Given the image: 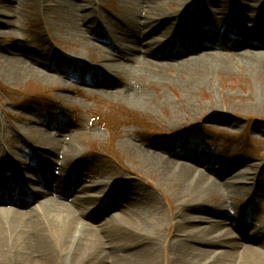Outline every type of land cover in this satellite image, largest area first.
Segmentation results:
<instances>
[{
    "label": "bare ground",
    "instance_id": "1",
    "mask_svg": "<svg viewBox=\"0 0 264 264\" xmlns=\"http://www.w3.org/2000/svg\"><path fill=\"white\" fill-rule=\"evenodd\" d=\"M255 1L264 5V0ZM127 2L130 14H122L124 21L119 18L118 24L111 23L113 19L105 15L107 23H111L108 26L99 21L96 14L99 4L93 0L87 4H82L84 0H65L60 4L62 20L67 21L68 38L80 44L82 49L91 50L95 58H101L96 64L80 61L82 65H79L78 61L73 62L78 66L77 73L80 75V81L74 80L77 84L81 83L97 93H109V97L133 105L139 104L140 100L150 101L141 87L151 81L159 85L179 84L189 89L193 83L204 86L212 73L227 74L233 67L249 71L257 82L256 86L264 84L263 29L241 28L237 33L233 32L240 23L236 17L260 20L253 8L246 7L243 12L238 8L239 11L231 15L230 22L223 28L224 38L211 42L210 33L191 31L203 18L193 12V8H197L193 0ZM239 2L243 3L240 0H233L232 3L241 6ZM161 3L174 5L175 9L167 15L161 11ZM204 3L217 7L219 14L225 9L223 0H199V6ZM213 17L215 14L209 19ZM80 23H83L82 27L89 23L88 29L85 28L87 31ZM3 26L5 23L0 20V27ZM95 42L105 47L103 55ZM246 47H258L262 51L244 50ZM207 48L225 52L211 53L205 50ZM2 52L4 63L14 66V79L40 77L22 59H42L38 54L24 51L18 54L7 48ZM44 54L42 50L39 55ZM62 55L65 53H58L57 57ZM112 60H117V64ZM39 64L43 69L59 74L53 63ZM170 72L175 75H169ZM158 143L141 140L140 145L132 141H125L123 145L131 156L138 158L143 170H154L160 179L169 181L180 193L179 207L182 209L177 212V224L173 231L178 237L170 243L168 251L173 264H264V229L249 230L247 221L252 215L249 214L248 220H245L247 223L239 219L227 223L224 217L239 216V213L229 210L217 213L222 205L220 203L215 205L217 208H213L212 213L207 212L208 207H203V202L212 199L213 195L223 197L219 182H223L226 193L231 191L229 186L238 184V189L251 198L260 193L264 199V190L260 188L259 191L258 185H254L259 165L248 164L238 176H232L234 167L228 168L219 161H206L202 156H194L190 150L172 151L165 140H161L162 146ZM156 148H159L158 153L153 151ZM45 152L47 159L34 152V158L40 165L49 164V157L55 158L64 152V157L66 154L75 158L77 168L82 167V158L73 154L75 150L69 143L63 145L55 141L54 148ZM9 155L0 154V178H12L10 187L0 185L1 263L58 264L57 258L67 256V264H157V249L162 242L157 233L162 228L163 216L151 195L143 196L141 192L140 197L144 198L141 201L131 188L119 183L102 188L101 185L80 187L70 201V205L77 207L72 209L57 202L58 198L68 201V195L62 192L72 191L73 186H69L68 181L53 180L50 174H43L42 177L35 175L33 178L23 171L19 160ZM177 158L186 159L189 164L178 162ZM207 172H212L214 178L208 177ZM30 180L35 181L38 190L29 186ZM249 184L251 187H247ZM51 189H54L56 198L37 202ZM94 190L97 192L93 195L82 196ZM17 193H20L21 199L15 201ZM21 194L28 196L24 200L25 196ZM118 197L126 199V205L116 203ZM131 201L138 202V209L129 208L132 207ZM34 202L37 205L31 208ZM9 203H14L16 208L5 205ZM112 209L116 213L108 214ZM106 215V221L98 227L84 224V221L97 223Z\"/></svg>",
    "mask_w": 264,
    "mask_h": 264
},
{
    "label": "rangeland",
    "instance_id": "2",
    "mask_svg": "<svg viewBox=\"0 0 264 264\" xmlns=\"http://www.w3.org/2000/svg\"><path fill=\"white\" fill-rule=\"evenodd\" d=\"M63 1L0 0V20L5 23V26L0 27V154H10L19 160L24 167L23 171L35 178L34 169L40 162L34 158V152L44 156L47 149L54 148L55 141L63 145L69 143L75 150L72 153L82 158V167H76L72 156L65 154L64 157L63 149L59 158L49 157L50 163H42L41 168L44 175L50 174L53 180L68 181V185L73 186L69 193L62 191L68 195V201L64 198L57 199L58 203L72 209L77 207L70 205V201L80 187L94 188L101 185L102 188L119 183L131 188L141 201L144 199L140 197L141 192L143 196L151 195L163 216L162 228L157 233L162 240L157 249V264H173L168 251L170 243L178 237L173 231L177 224V212L182 209L179 207L180 193L176 192L177 189L169 181L160 179L154 170H143L138 158L125 150L124 142L132 141L140 145L141 140L152 141L159 142L157 145L160 146L161 140H165L172 151L190 150L194 156H202L206 161H219L228 168L234 167L232 176H238L248 164H257L259 168L254 185H258L259 191L260 188L264 190V84L256 86L257 82L249 71L233 67L227 74L212 73L205 80L206 85L193 83L189 89L179 84L159 85L151 81L141 87L150 101L140 100L135 105L109 97V93H97L80 82H75L80 81V75L77 73L78 66L73 62L78 61L79 65H82L81 62L96 64L101 58H95L91 50L82 49L80 44H75L68 38L65 28L67 21L62 20L59 9L60 4L65 3ZM85 1L82 4L92 2ZM127 1L129 0H93L99 4L96 13L99 21L106 26L120 23L119 18L124 21L122 14H130L127 11ZM240 1L243 3L239 2L241 6L236 3L237 7L232 3L233 0H223L225 9L219 14L217 7L208 3L199 6V0H193L197 7V10L193 8V12L203 18H200L202 21L191 31L210 33L211 42L222 40L223 28L230 22L231 15L239 9L243 12L247 8H253L260 20L257 22L236 17L240 23L236 25L235 33L241 28L253 30L257 27L262 28L264 33V5L255 0ZM161 6V11L167 15L175 9L174 5L161 3ZM213 14L215 17L209 19ZM105 15L113 19L111 23H107ZM82 25L80 23L81 27ZM88 26L89 23L82 29L87 31ZM95 44L103 55L105 47L99 42ZM6 48L15 50L18 54L23 51L38 54L42 59H22L40 77L14 79V66L3 61L2 51ZM253 48L246 47L244 50L262 51L258 47ZM42 50L45 51L46 58L39 55ZM206 51L225 52L213 48ZM58 53L65 55L57 57ZM74 53L77 54L76 57ZM94 54L97 55L96 51ZM41 62L53 63L59 74L43 69L39 64ZM111 62L117 64L118 61ZM170 74L175 75L173 72ZM158 149L153 151L158 153ZM44 158L47 159L45 156ZM176 161L189 164L186 159L177 158ZM207 174L214 178L212 172ZM7 183L11 185L10 182ZM28 184L38 190L35 181L30 180ZM219 184L223 197L213 195L212 199L203 202V207H208L207 212L212 213L213 208H217L215 205L220 203L222 205L217 213L226 210L239 213V216L224 217L227 223L238 219L246 222L250 214L252 218L247 221L249 230H263L264 199L261 194L257 193L251 198L238 189V184L229 186L231 191L226 193L223 182ZM250 185L247 187H251ZM53 191L54 189L47 191L37 202L56 198ZM94 192L97 191L84 193L82 196L93 195ZM125 200L118 197L116 203L126 205ZM137 203H131L132 207L129 208L138 209ZM36 205L34 202L30 207ZM113 213H116L115 209L108 214ZM106 219L107 215L98 219L97 223L84 221V224L98 227ZM66 257L57 258L56 263L67 264L69 260Z\"/></svg>",
    "mask_w": 264,
    "mask_h": 264
}]
</instances>
